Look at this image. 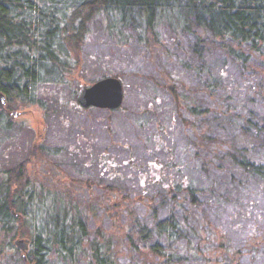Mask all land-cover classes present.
I'll use <instances>...</instances> for the list:
<instances>
[{
	"label": "trees",
	"instance_id": "obj_1",
	"mask_svg": "<svg viewBox=\"0 0 264 264\" xmlns=\"http://www.w3.org/2000/svg\"><path fill=\"white\" fill-rule=\"evenodd\" d=\"M101 13L106 14L107 32L100 42L124 45L131 19L133 37L156 67L159 81L151 87L149 103L169 99L170 124L159 123L157 130L162 135L170 130L171 148L162 147L165 160L157 146L152 148L148 172L153 175L139 170V182L130 189L88 180L91 189L82 206L70 197L72 187L82 188L75 180L63 184L69 178L66 171L50 162L49 172L64 171L63 179H53L64 197L48 191L52 204L37 213L45 222L32 227L27 205L38 196L44 199L29 171L44 155V145L35 138L31 155L5 171L0 185V264L264 260V0H0V91L7 96L6 107L0 108V143L3 134L13 131L15 109L36 105L54 111L56 103L66 105L68 93L70 105L79 108L83 88L109 76L119 78L126 89L120 72L86 82V47ZM136 13L142 15L141 25ZM167 37L175 40L173 48ZM215 52L224 55L221 64H213ZM162 59L169 65L158 70L157 60ZM238 75L254 79L252 88L239 95V112L241 102L234 100L231 84ZM179 120L186 140L175 136ZM135 159H128L132 170ZM191 160L207 165L203 177L194 176ZM224 162L241 175L233 177L230 195L218 190L217 174L228 169ZM98 166L100 175L113 171L115 179L121 167L109 158L99 159ZM94 184L101 190L95 191ZM65 197L72 199L64 204ZM219 216L238 222L226 223ZM91 220L98 222L94 231ZM238 226L247 227L239 243L230 234ZM19 238L30 240L26 252L15 245ZM14 249L18 252L11 263L7 254Z\"/></svg>",
	"mask_w": 264,
	"mask_h": 264
},
{
	"label": "rangeland",
	"instance_id": "obj_2",
	"mask_svg": "<svg viewBox=\"0 0 264 264\" xmlns=\"http://www.w3.org/2000/svg\"><path fill=\"white\" fill-rule=\"evenodd\" d=\"M136 16V24L141 25L143 21L142 15L140 16L139 13H136ZM105 17L106 14L101 13L94 19V24L92 25L93 35L86 47L84 74L86 82L91 83L94 81L93 79L96 80V77L103 73H122L123 81L127 84L122 106L114 110L98 107L84 108L85 110H83L81 107L77 108L70 105V103L73 104V98L68 93L65 99L66 105L60 106L59 103H56L52 106V108H55L54 111L41 109L36 105L22 106L13 110L21 114L16 116V122L11 134H3L1 136L0 185H3L4 172L26 160L32 153V145L35 138L37 139L40 135H43L40 143L45 147L44 155H42L40 161L35 159V163L29 165L32 180H35L34 186L37 187L39 192H44L42 194L44 199L38 196L37 199L27 205V209L31 211L30 222L32 227L37 226L39 222H45V219L41 218L42 216L37 213L39 210L47 209V207L51 206V199L46 198L50 195L46 194L48 191L58 193L64 197L58 186L53 184L55 179L64 176L63 169L69 178L65 176L67 180H62L61 182L71 185V182L75 180L76 186L82 188L77 191V187H72L75 194L70 195L82 206L85 205L86 197L84 196H86L88 189H91L90 183H87L88 180L99 179L104 184L113 182L130 189L131 186L137 185L139 182L137 174L139 170L144 172L143 176L153 175L152 172H148V160L154 155L151 151L152 148L158 147L156 152L162 160H165L167 155V153L162 151V147L171 148L170 130H167L168 135H162L157 130L159 123L167 126L170 124L169 99L168 101L160 99L161 102L157 104L149 103L152 100L150 95L151 87L156 85L155 81H159L158 79L155 80L158 76L156 67L150 64L147 55H143L142 51H145V47L138 41L137 37H133L136 32H134L133 25L129 24L131 19L125 25L126 28L124 30L129 35V38L124 42V45L120 44L121 46H117L114 43L108 45L103 41L100 42L99 39L103 32H107V29L104 30L107 24L105 23L107 21H103ZM165 27L162 26L161 30L165 29ZM167 38V46L171 47L172 43L173 48L175 40L171 39L170 41V38ZM223 59L224 55L222 53L215 52L212 62L214 65L221 64ZM157 63L158 70L168 64L163 59L157 60ZM229 67L231 72H235L233 65H229ZM253 83V78H243L238 75L234 82L231 83L236 91L234 100L239 102L241 98L239 95L250 90ZM241 104L242 102L237 106L236 110L238 112L242 110ZM141 122H144V124L142 125ZM176 129L175 136H179V140L180 137L186 140L180 120L177 121ZM178 131L181 132V136ZM131 156L136 157L135 162L137 164H135L134 170L128 165V159ZM102 158H109L113 164L117 163L121 166L115 170L117 171L116 179L113 178L115 174L113 171L100 175L98 161ZM50 162L57 163L63 167V169L54 171L50 169L52 173L55 172L56 177L48 171L52 164ZM190 164L192 168L190 169L194 176L203 177L204 173L206 174L207 165L203 167L197 160H191ZM224 165H227L229 170L227 169L217 174L218 190L230 195L231 188L234 185L233 177L240 179L241 175L236 172L231 162H224ZM151 169L154 168L152 167ZM81 181H84V183H80ZM93 189L95 191L101 190L95 184ZM66 198L61 199L64 204H67ZM262 203H264V200ZM224 216H219L222 221L226 223L231 221L230 223L237 224L238 219L228 220ZM242 221L246 222L247 220L241 219ZM95 224H98V222L91 220L89 229L94 231ZM102 224L107 227L110 225L108 221H103ZM262 225L264 226V222ZM246 230L247 227L238 226L236 230L232 229V232H230L231 237L238 243L242 242ZM14 250V252L8 251L7 254V259L11 263L15 261V252H18L17 249ZM51 261H56V257ZM255 264H264V260Z\"/></svg>",
	"mask_w": 264,
	"mask_h": 264
},
{
	"label": "water",
	"instance_id": "obj_3",
	"mask_svg": "<svg viewBox=\"0 0 264 264\" xmlns=\"http://www.w3.org/2000/svg\"><path fill=\"white\" fill-rule=\"evenodd\" d=\"M124 86L122 81L113 76L105 77L98 80L90 86L83 88L79 103L83 107H98L104 109H117L124 101ZM7 105V96L0 91V108H5ZM20 112H13V115L19 116ZM15 245L22 251L26 252L30 246V240L19 238L15 240ZM26 257V253H24ZM34 264V263H32Z\"/></svg>",
	"mask_w": 264,
	"mask_h": 264
},
{
	"label": "flooded vegetation",
	"instance_id": "obj_4",
	"mask_svg": "<svg viewBox=\"0 0 264 264\" xmlns=\"http://www.w3.org/2000/svg\"><path fill=\"white\" fill-rule=\"evenodd\" d=\"M81 105V104H80ZM81 107H83L82 105H81ZM91 107H94V106H91ZM91 107H83V108H91ZM42 139H43V135H40V137L39 138H37L36 140H39V142L40 141H42ZM41 144V143H40ZM30 264V263H29Z\"/></svg>",
	"mask_w": 264,
	"mask_h": 264
}]
</instances>
